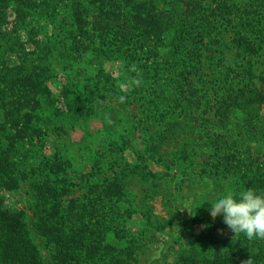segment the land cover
<instances>
[{
	"label": "trees",
	"instance_id": "1",
	"mask_svg": "<svg viewBox=\"0 0 264 264\" xmlns=\"http://www.w3.org/2000/svg\"><path fill=\"white\" fill-rule=\"evenodd\" d=\"M7 1L0 3V24ZM64 1L73 26L66 32L69 53L80 58L92 51L99 65L108 57L121 60L133 78L131 92L143 93L150 110L172 111L177 117L168 120L145 149L134 152L140 165H128L127 172L100 182L89 177L84 192L75 197L67 198L74 192L73 178L53 163L55 180L39 183L34 194L36 229L51 252L47 264H138V246L124 240L116 227L120 209L122 214L135 210L124 197L126 187L137 178L134 181L148 192L158 175L145 170L169 165L170 155L188 159L192 145L208 147L218 161L217 172L232 175L236 191H264V160L251 147L239 149L230 130L234 114L264 104V92L255 85V59L264 55V0L239 5L231 0H11L31 50L26 53L20 44V64L0 69V264H45L23 208L5 202L6 192L16 191L23 175L22 164L14 158L20 151L15 145L38 135L45 106L57 117L91 112V91L66 85L56 96L46 82L53 44L44 29ZM224 33L230 34L228 39ZM15 45L16 38H7L0 29V54ZM212 75L221 93L215 106L206 103L214 112L203 118L196 85ZM98 84L109 82L99 79ZM148 91L154 92L152 100ZM214 93L204 102L211 103ZM198 121L209 127L201 142L193 139ZM210 203L195 207L175 259L167 264H264V238L232 233L221 216H213ZM142 213L147 220L152 217L149 205Z\"/></svg>",
	"mask_w": 264,
	"mask_h": 264
},
{
	"label": "rangeland",
	"instance_id": "2",
	"mask_svg": "<svg viewBox=\"0 0 264 264\" xmlns=\"http://www.w3.org/2000/svg\"><path fill=\"white\" fill-rule=\"evenodd\" d=\"M10 1H7V6L3 8L5 12L0 29L6 33L7 38L15 37L16 45L14 49H8L7 52L0 54V69L2 65L7 64L11 67L20 64L18 54L20 44H23L26 53L31 50L25 43L27 32L23 28L24 25H18L15 21L16 15L9 5ZM231 1L239 5L250 0ZM52 20L53 22L47 23L44 29L53 44L49 62L51 77L47 79V84L56 96L66 85L70 89L89 90L92 96L88 102L91 112L82 117H75L70 112L64 117H57L48 109L49 106H45L40 113L42 123L38 135L33 137L32 142L19 141L15 145L20 151L13 155L15 161L22 164L23 175L19 180L18 189L11 193L6 192L5 202L12 207L23 208L28 229L41 250L45 264L50 261L51 252L50 248L46 247L45 238L36 229L38 213L34 194L39 183L49 179L55 180L56 175L52 168L56 167L53 163L58 165L61 173L73 178L76 184L73 187L74 192L67 198L75 197L84 192L83 186L89 181V177L100 182L104 178H112L116 174L127 172L128 165L131 167L134 164L140 165L134 152L145 149L147 142L158 130L168 120L177 117V113L171 114L172 111L150 110L143 93L131 92L133 78L129 71L124 72L125 67L121 60L108 57L99 65L100 60H93L92 51L85 52L80 58H74L76 55L69 53L66 32L73 26L68 2L59 4ZM224 36L228 39L230 34L224 33ZM4 41L2 43L6 44L10 40ZM233 52L234 49L230 50V53ZM255 60L258 61L255 64L258 75L255 85L264 92V55L256 57ZM106 74H109L110 78L107 81L108 78H104ZM99 79L109 84L103 87L102 84H98ZM216 80L217 77L212 75L196 85L197 94L200 96L198 101L201 102L199 110L204 114L203 118L214 112V107H208V110L204 107L206 103L215 106L219 99L221 89L220 83ZM208 86L212 89L210 90ZM209 92H215L212 94L211 103L204 102L208 100ZM148 93L149 100H152L154 92ZM101 94L104 97H101L103 96ZM206 94L207 96H204ZM261 105L262 107L255 105L257 107L254 109L234 114L230 130H233L234 137L238 139V146L241 147L239 149L251 147L264 160V104ZM173 111H176V107ZM208 128L207 122L198 121L193 139L201 142L200 136L206 135L203 132L209 130ZM192 147L193 151L189 152L188 159L170 155L166 158L169 165L164 162L145 170V174L148 170H154L158 175L148 192L142 190L138 181H134L137 178L126 187L124 197H129L135 210L130 214H122L123 209H120V213L116 215L118 220L116 222L119 223L115 224L118 234L122 235L124 240L130 239L138 246L136 251L138 264L172 263L195 207L213 202L216 197L228 190H236L232 175L217 172L220 170L218 161L208 151V147L202 145ZM170 161L177 163L172 165ZM95 162H99L98 166ZM147 205L152 212L149 220L142 213ZM142 208L144 210H141Z\"/></svg>",
	"mask_w": 264,
	"mask_h": 264
},
{
	"label": "clouds",
	"instance_id": "3",
	"mask_svg": "<svg viewBox=\"0 0 264 264\" xmlns=\"http://www.w3.org/2000/svg\"><path fill=\"white\" fill-rule=\"evenodd\" d=\"M210 211L221 216L232 233L248 239L264 238V191L251 187L228 190L210 203Z\"/></svg>",
	"mask_w": 264,
	"mask_h": 264
}]
</instances>
